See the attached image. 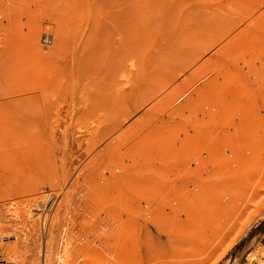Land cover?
Here are the masks:
<instances>
[{"label":"rangeland","instance_id":"rangeland-1","mask_svg":"<svg viewBox=\"0 0 264 264\" xmlns=\"http://www.w3.org/2000/svg\"><path fill=\"white\" fill-rule=\"evenodd\" d=\"M250 10L252 13L244 16V13H248ZM261 13H264V3L261 0H0V219L10 217L11 214L8 217H6V214L12 211L20 212L19 214L21 215L24 212L30 213L31 218L35 220V228L38 232V239L35 242V261L38 262L36 264H40L41 257L44 254L47 257L48 248L52 264H88L89 262L91 264L95 262V264H116V262L117 264H122L123 262L121 261H124L125 264L128 263L126 262L128 257H124L125 259H121V261L119 260V263L111 253L108 254V250H111L113 247L108 249L107 247H110V245L107 246L106 242L103 243L102 239L105 236L108 237V239L105 237L108 241L115 240L114 242H117V239H123V241H126L124 242L125 244L130 243L129 245L133 248H135L133 243L135 244L137 241L139 246L136 245L139 247L140 253L137 252L136 254L141 256L137 257L135 254V258L132 255V257L128 258V261H130V258L137 259L135 261L139 259V261L138 263L131 262L129 264L264 263V137H261L264 136L261 134L264 133V130H261L262 132L259 133L260 131L258 132L255 129L261 137L256 140L255 144L254 140L249 138L253 134V131L249 128L240 129L235 121L236 119L234 120L236 117H232V114L235 115V112H238L236 110H238L237 108H239L238 105L240 106L241 100L244 99L243 97H245L244 100L246 101V105H248L249 102L251 104V101L254 99L253 96L256 93L264 92V57L262 59L260 57V52L264 51V48L259 51L253 46L255 50L251 49L252 47L240 50L233 44L232 46L235 47L233 49L223 48L237 35L246 37L252 31H254L253 34L255 32L258 34L264 32V30H260L257 26L252 31L248 30L251 27H248V25L256 17H259ZM261 24L264 25V20L261 21ZM231 26L235 28L230 29L231 31L229 30L228 34H220L225 28L229 29ZM44 35L45 38H47L46 35L50 36L51 41L49 44L43 43L42 39ZM252 36L253 38L250 36V39L254 41L255 36ZM210 42L212 44L209 47ZM206 47L208 48L206 49ZM250 50H253L255 54ZM257 52L258 54L260 53V59L257 57ZM199 53H203L202 56L185 71L180 72V69L184 68ZM117 67L123 68H120L118 71V69L116 70ZM220 67L221 69L224 67L227 69L220 70ZM215 69L222 73L219 74L220 76L224 75L226 79L231 80L230 85L228 84L229 81L226 80V82L228 81L226 83L228 86H225V82L223 81V83L221 80L223 76H219L220 79H218V81L222 82V86L227 87L225 89L222 86L220 87L219 84L221 90L222 88L225 89L223 94L228 95L226 96L227 99L231 94V97L235 94L234 97H240L241 99L240 102L238 99L236 100L238 104H235V111V106H233V109L231 108L232 105L229 107L230 104L234 103L225 102L226 97L225 100L223 99V103H228L227 105L231 108V112L233 110L232 113L230 112L231 114L226 110L229 114L227 116L224 114L226 112L223 115L221 114L222 112L218 111L219 109H213L217 108L214 105L215 103H213H217V101H214L218 99L216 97L211 96L214 100L209 101L208 104H206L207 102L196 104L195 101L193 107L190 102L185 104L187 108L184 104L180 105L179 102H176L177 97L191 94L194 85L201 84L203 78L208 77V74L212 73ZM215 75L218 76V73ZM167 77H174L171 84L160 90L151 100L149 98L150 101L148 99L147 102L146 100L144 102L141 101L142 99L144 100L146 93L160 87L161 82L162 84L165 83L163 81ZM232 83L233 85L231 86ZM230 86L231 89H229ZM175 87H178L179 90L168 95V98L175 95V93H183L173 97L170 101L168 99L164 100V105H161L163 106L161 109L169 107L167 109L169 110L167 112H170L169 114H165L166 110H163L164 112L161 110V113L158 110L156 111L155 109L160 107V105L154 107L155 112L152 111L153 109L149 112L148 108L151 105L163 99ZM228 91L229 94L227 93ZM191 98H196V94L194 93ZM246 99H249V102ZM244 100L242 102L245 105ZM220 102H222L221 99ZM219 103L218 107L220 108ZM135 104L138 105L135 107ZM187 105H190L192 109ZM210 105L211 108L209 107ZM224 105L227 107L226 104ZM206 106L209 109L204 111L207 109ZM124 108H127L129 111L127 109H125L127 111H124ZM120 109L122 112L119 111ZM239 110L240 112L242 111L241 109ZM118 111L119 114L116 113ZM123 111L125 112L124 114L127 112V116L123 114ZM146 112L154 113L149 114ZM114 113L116 116L121 117L117 119L116 116L112 115ZM144 114H149L150 116L155 114L157 117L151 118L153 120L159 119L158 115L163 114L161 116L163 118L166 117V120H168L167 117L169 118L168 121L172 119L170 121L172 128L177 126L179 122L182 123L180 127L177 126L180 131L179 129L169 130L170 134L172 133L171 138L169 137L168 130L167 132L164 130L166 134L168 133V136L164 135L169 140H165L166 137H164V140L160 142L158 140L162 139L161 136L160 139L157 137V140L156 137L152 139V136L147 135L149 138L151 137L150 141L154 142L155 139V145L159 147H155L156 152H154V146L152 147L151 143H149L148 146H151L154 153L150 152V155L148 153V155L144 154L145 156L142 155L140 147L138 150V147L135 148V146H139L140 144L142 146L143 143L146 145V142L140 143L143 138L139 136L141 135L140 133L142 135L148 133L146 130L139 131L140 127L144 126L142 122L145 123V120L140 121V119H143V117L148 118ZM44 115L46 118H44ZM163 118L160 121L158 120L159 122L151 121L154 125H158V123L160 124L164 120ZM105 119L107 120L105 121ZM138 119L140 122L138 121L139 123L137 124ZM113 120H116V124ZM118 120L121 121L120 124L122 125L118 123ZM168 121H166V124L163 123L164 121L161 124L163 126L164 124L167 125L170 123ZM147 122L149 123V121ZM152 122L151 125L147 123L149 126H145L142 129L148 127L149 130L153 126ZM174 123L175 126H173ZM49 125L51 127L54 126L52 129L56 127L55 125H58V127L53 132ZM162 125L159 127L160 130L155 126L152 128L155 127L159 130L157 132H160L164 128ZM114 126H116V129ZM183 126L186 128L183 129ZM108 127H110L111 131ZM132 127L136 128L140 133L136 132ZM152 128L151 131L153 130ZM58 130L59 132H56ZM115 130L116 133H113L112 131L115 132ZM133 130L136 132L135 137L138 133L137 136L140 138V141L134 147L133 143L136 144V142L132 140L134 136ZM155 130L153 131L154 133ZM48 132H53L54 137L60 134V137H55V139H58V148L53 146L56 140H53V144L51 140L54 137ZM128 132H132L133 136H130L131 133L129 134ZM177 132L178 134L180 133L179 136L182 132V136L179 137L177 134L176 137L175 134ZM72 133L76 135L73 136ZM82 133L91 139L93 135V138L96 139V144L94 139V141L92 140L94 144H91V140L89 138L87 140V137ZM122 133L126 134V136L124 135L125 137L130 136L129 139L123 138ZM196 133L203 134L198 137ZM47 134L52 138L46 136ZM89 134H92L91 137ZM99 134L100 136L103 134L104 137H100ZM160 134L162 133L160 132ZM116 136L119 137L118 140L122 137L121 140L117 142L118 137ZM147 136H144L146 137L145 141L148 139ZM36 137H39V139ZM75 137L77 139L78 137L80 139L86 137L87 142L85 139L81 140L79 146V142L77 141V145ZM102 137L103 139L99 141ZM114 138H116L115 144L117 147L112 144L115 142L112 140ZM174 138L175 140H173ZM73 139L75 142L72 141ZM122 139H125V141ZM127 139L132 140L133 143L130 141L127 143ZM137 139L134 140L137 141ZM103 140H105L106 144L102 143ZM110 140H112V143ZM171 140L176 143L172 144ZM195 140L198 142L199 140H201L200 142L203 140L202 143L196 141V145L198 146V150H195L197 151V156L203 154L201 156L205 157V154L199 148H208V146L213 145L214 150L216 148L219 149L220 156H222L223 152V155H225L224 159L228 158L227 163L223 158L220 160L221 162L214 161V159L213 162L212 160L208 162L203 159H197V157L195 158L196 153H190L189 149L191 148L188 149L192 145L194 147L195 143L192 142H195ZM224 140L228 141L227 144ZM107 141L110 146L107 145ZM123 142L128 145H124ZM159 142L160 145L158 144ZM184 142L186 145H189L188 142L192 143L191 146H184V149L186 147L187 151L189 150L188 154H186V150L184 151L182 147V143L184 144ZM97 143L102 144L98 146ZM118 143L123 144L124 147L118 146ZM130 143H132V146ZM87 144L89 145L87 146ZM111 144L114 148L113 152L117 151L115 153L116 156L112 152ZM91 145H95L96 151H101L102 153L98 152L102 156L105 157L103 152L104 154L107 152V158L113 156L116 159L115 162L123 157L124 159L121 158L120 160L123 159L122 161L126 160L129 162H120L128 163L130 165H128L129 170L127 167H124L125 165L122 168V165L119 166L120 163H118L119 165L116 164L114 159L112 163L110 162L111 165L108 164L109 162L106 163L108 159L106 157V160L103 157L100 159L101 155L94 148L92 149L93 146ZM105 146L108 147V150H106L107 147ZM127 146L140 151L142 157L139 154L140 158L137 159H142L141 161L144 159L143 163L138 160L137 163L140 164L134 162L133 167H135V171H132L133 168L130 164V161L134 160L131 159L133 157L129 154L131 152L127 153L128 150L133 152L134 150L132 148L131 150ZM224 146L228 148H226V152ZM1 147L8 150L7 153L9 155L2 153L1 150L3 149ZM89 147H91L90 150H93H91L92 154L88 151L90 157L86 152L89 150ZM109 147H111V152L108 154ZM118 147H123L126 151H124L125 149L121 151ZM144 147L146 151L147 149L148 151L151 150V148ZM100 148L103 149L100 150ZM59 149L65 151L67 154L65 158L64 155L62 157L65 162L60 157L65 152L62 153ZM145 149L143 150L144 152H146ZM23 150L24 152H22ZM26 150L27 152H25ZM52 150L55 154H53ZM120 151L122 152L121 155L125 152L127 156L129 154L130 160L125 159V154L121 156ZM85 152L87 157H83ZM44 153L46 154L44 155ZM81 153H84L82 154L83 159H85L84 161L81 158ZM78 154L80 155V159ZM134 154L137 155V152ZM94 156L99 157L98 159L103 162L102 164L99 161L101 168L97 165V158L95 159L96 162L94 161ZM50 158H53V161ZM70 159L74 160V162L76 159L78 163H75V165L79 166L76 167L72 160L69 161ZM103 159L104 161H102ZM86 160L89 162V167L92 168L94 163L97 166L94 165L93 170L88 168L84 164L87 163ZM222 161L224 162L222 163ZM109 166L113 167H110V169L116 168L112 173L115 172L116 174L118 172L116 174L117 177L122 172L125 175H122V173V176L120 175L118 178H115V175L108 169ZM182 168L183 172H177V169L182 171ZM187 168L189 169L186 170ZM120 169H123V171ZM95 170H98L97 173L94 172ZM106 170H109V173ZM84 171L87 172V178L84 176L86 175ZM89 173H91L92 177ZM106 174L107 176L108 174H112L114 180H117L116 184H114L115 181L112 183L114 186H117V184L123 185V187L119 185V188H123L122 191L121 189H117L118 186L116 188L109 185L115 188H111V196L113 198H115L114 194L116 195L119 190L121 191H119L120 196V194H125V191L127 193L131 192V190L133 191L134 187L137 189L138 196L141 194L140 192H143V195H140L141 197L143 196L142 198L136 197L135 190L127 194L130 198L127 197L131 199V201H128L132 203L129 204L131 207H135V203L137 202L134 203V201H137L135 200L137 198L139 199L137 203L139 207L132 208L136 212L138 208L139 210H143H140V213L145 212L146 214L144 213V215L146 217L149 214L148 212L154 209L155 205V207L159 206L158 209L160 210L161 204H157L161 203V201H166L165 207H163L164 203L161 205L164 208V222L161 225L164 224L165 232L162 233L160 231V233L157 230V224V227L154 226L155 224L149 226L150 233L155 234L156 231L160 233L156 234L159 238L154 237V234V236L152 235L153 237L149 235V229L147 230L149 233L147 235L152 239L144 235L146 231L143 234L144 227H142L143 230L141 228L142 223H144L143 213L140 215L138 210L139 216H137L138 214L135 213V215L132 210L133 213L131 214V212H128V207V210L126 209L127 213L124 216L129 213L128 216L133 217L135 215V218H138L137 222L135 218H133L135 220H131L130 217L135 229L132 226L129 228L127 225L130 230L132 227L131 231L135 230L134 235H131V231H127V234L132 237L131 239H127V237L129 238L128 235L126 236L125 234V237L122 233L121 237L118 235L119 232L112 231L114 225L117 228L119 221L117 220L118 222H116L114 218V221L110 220V214L115 215L116 211L119 210L124 213L125 208L123 206L128 205V202L125 199V204H123L126 194L122 195L124 198L121 197L123 198L121 200L119 196L117 197V193L116 197L122 203L120 205V202L115 200L117 203L113 206L111 205L112 198L110 197V192L108 193V191L104 190L108 194V197L103 198V189L101 190V187L95 189L94 186L97 187V185L104 188L103 183ZM75 176L82 178H76V181L81 182V184L77 183L80 186L73 184ZM251 182H254V184ZM127 184H131L130 187L129 185L127 187ZM109 186H105L106 190H108L107 187L110 189ZM97 189L100 193H97ZM243 189L247 190L246 194H244L245 196H243ZM153 190L163 191L166 194L164 196L166 198L163 200V193L159 195L160 192H158V196H162L159 200ZM152 192L156 195L153 197H156L157 201H154L155 199L151 200L153 198H150ZM51 193L55 194L56 200L50 212L45 215L47 224L42 231V205L40 204V200L45 203ZM97 194H99V198L102 196L101 199L105 200L106 198V201L110 197L111 201H108V203L111 202V204L105 206V204L97 201L99 205H97L98 207L96 206L97 208H94V204L96 203L93 201L91 203L90 199L93 198L90 197L95 195L92 197L98 198ZM107 194L105 195L107 196ZM252 196L254 201L248 200ZM238 197H241L240 200H248V204L250 205L247 204L246 213L240 219L234 217L232 220L224 223L223 221L230 211V213L236 212V208H233V203ZM20 201L24 203H20ZM86 201L90 205H86ZM94 201L96 200L94 199ZM249 201L253 202L249 203ZM153 202H155L154 205H152ZM28 203L31 209L35 210H32L34 213H31L29 206V208L26 207L30 210L27 211L25 207L23 210L26 211H22V205ZM36 204H39V206ZM91 204L93 205L91 206ZM139 204L143 206V209ZM13 206L18 207L19 210L18 208L15 210L13 208L10 209ZM88 206L93 209L87 208ZM110 207L112 208L110 209ZM113 207H116V209L119 207V210H115ZM86 209H90L91 213H89L90 210L86 212ZM111 210H113L112 213L110 212ZM154 211H152L151 215L149 214L151 217L156 213ZM88 213L90 216H87ZM160 213L161 211L158 214ZM153 221V223L157 222L155 219ZM111 223L112 225L110 226ZM121 227H124V225L122 224ZM214 227L220 229L219 233L215 237H212L211 241L205 243V239H202L203 235H207L206 232ZM109 229L116 233L117 237L113 236L112 234L114 233H110ZM119 229L118 231H120ZM224 237L226 238L222 240ZM133 238H135V242L132 241ZM128 240L132 243L128 242ZM110 242L112 243V241ZM142 242L145 245H142ZM146 242L149 246H146ZM5 245V243L3 244L0 241L4 257L12 261L11 258L7 257ZM113 246H115V243ZM136 249L137 247L134 251ZM112 259L113 261L115 260L114 263Z\"/></svg>","mask_w":264,"mask_h":264},{"label":"bare ground","instance_id":"bare-ground-1","mask_svg":"<svg viewBox=\"0 0 264 264\" xmlns=\"http://www.w3.org/2000/svg\"><path fill=\"white\" fill-rule=\"evenodd\" d=\"M261 2L264 3V0H261ZM251 13H252L251 10H250V12L248 11V13L245 12V13H244V14H245L244 16H248V15L251 14ZM244 16H243V17H244ZM243 19H244V18H243ZM243 19H242V20H243ZM261 19L264 20V13H261V15H260L259 17H256V19H255L254 21H252V23H251L250 25H248V27L251 26L250 29H248V30H251V31H252V29H255L256 26H257L260 30H264V27H261V26H264V25L261 24V21H262ZM259 25H260V26H259ZM233 27H234V26H231V28L229 27V29H226V28H225V30H226L227 32H226L225 30H223V31L220 32V34H221V33H222V34H223V33H224V34H228L232 29L235 28V27H234V28H233ZM230 29H231V30H230ZM259 29H258V30H259ZM229 30H230V31H229ZM253 32H254V31H252V33H251L252 35L255 36V35L257 34V35L254 37L255 40H256V41L254 40L255 43L257 42V40H259V41L257 42V44L253 43L254 41H252V40L250 39L251 37L253 38V36L249 33L246 37H243L242 35H240V36L237 35V36H236L234 39H232L229 43H227L225 46H223V48H224V47H227V48L233 49V48H235L234 46H232V44H233V45L237 46L240 50H242V49H244V48H247V47H248L249 49H250L251 47H252L251 49H254V48L256 47L257 50L260 51L262 48H264V34H262V33H264V32H262L261 34H258L257 32H255V33L253 34ZM258 32H259V31H258ZM250 36H251V37H250ZM248 37H249V38H248ZM256 38H257V39H256ZM247 39H248V40H247ZM215 40H217V39L215 38ZM215 40H214V41H215ZM212 42H213V41H212ZM212 42L209 43V45H208L209 47L211 46L210 44H212ZM215 42H216V41H215ZM253 46H254V48H253ZM207 48H208V47H206V49H207ZM223 48H222V49H223ZM254 50H255V49H254ZM257 50H256V51H257ZM250 51L252 52L253 50H250ZM262 52H264V51H261V52H260L261 54L259 53L261 59H262V57H264V54H262ZM249 53H250V52H249ZM202 54H203V53H199V54H197V55H196L193 59H191L186 65L184 64L185 66L183 65L184 68L182 67V68L180 69V72L185 71L190 65H192L195 61H197V59H198L200 56H202ZM253 54H255L254 51H253ZM256 54H257V57H259L258 52H257ZM253 56H254V55H253ZM253 56H252V57H253ZM260 57H259V59H260ZM120 68H123V67H117L116 70L118 69V71H119ZM224 68H225V69H224ZM224 68L221 69V67H220V70H226V69H227L226 67H224ZM218 69H219V68H218ZM214 71L217 72L218 70L215 69V70L212 71V73H209V74H211V75L208 74V77L203 78L204 82H203V80H202V81H201V82H202L201 84H195V85H194V88H193V92H192L191 94H186V95H183V96L177 97L176 102H177V103L179 102L180 105H183V104H184L185 107H186L185 104H188V103L191 102L190 104H192L191 106L193 107V106L195 105V101H196V104H197V103H198V104H199V103L204 104V102H207L206 104H208L209 101L211 102V101L214 100L213 98H211V96H212V97H216V99L218 98L217 100H214V101H217V103H216V102H213V103H215L214 105H216L217 108H213V109H219L218 111H219V112H222L221 114H223L224 112H226V113H224V114H225L226 116L229 115L228 113L231 112V108L233 109V106H235L236 103L238 104V101L240 102L241 99H240L239 96H237V97H239V98L234 97V95H235L234 93H233V94H234L233 97L236 98V99H234L233 97H231L232 94H231V95L229 96V98L227 99L226 96H228V95H224V94H223V93H224V90H225L227 87L225 88L224 86H222V85H223L222 82L224 81L225 84H226V83L229 81V79H226V77H225L224 75H222L223 77L220 76L219 74H222V73H220V71L217 72V73H218V76L215 75V74H217V73L214 72ZM227 71H228V70H227ZM213 72H214V75H213ZM219 76L222 77V79H221L222 82H221L220 80L218 81V79H220ZM218 77H219V78H218ZM224 78H225V80H224ZM205 79H206V80H205ZM173 80H174V77H172V78L167 77V78L165 79V81H163V82H165V83L162 84V82H161V83H160V87H158L157 89L155 88L154 90L152 89L151 91H149L148 93H146V94H145L146 96L144 97V100L142 99L141 101L144 102V101L146 100V102H147V99L149 100V98H150V100H151L152 98H154V97L157 95V93L160 92V90H162L163 88H165L167 85L171 84ZM226 80H228V81L226 82ZM219 82H220V83H219ZM224 82H223V83H224ZM230 82H231V80L228 82L229 85H230ZM219 84H220V87L222 86V87H224L225 89L222 88V90H221V88L219 87ZM228 84H226L225 86H228ZM232 85H233V83L231 84V86H232ZM231 86H230L229 89H231ZM218 88H220V89L218 90ZM177 90H179V88H178V87H175L170 93H168L166 96H164L163 99H160V100H158L154 105H151L150 108H148L149 112H150L152 109H153L152 111L155 112V110H156V111L158 110V112L160 111V113H161V110H162V111H163V110H166V113H165V114H169L170 112H169V113L167 112V111H169V110H167L169 107H167V109H166V108H165V109H161V107H163V106H161V105H164V103H163L164 100H167V99H168V100L170 101L173 97H175V96H179V95H181V94L183 93V92L175 93V95H172L170 98H168V97H169L168 95H170L171 93H174V92L177 91ZM220 91H221V92H220ZM229 91H230V90H229ZM229 91L227 92L228 94H229ZM194 93L196 94V98H193V99H192L191 96H192ZM230 93H231V92H230ZM218 94H219V95H218ZM221 94H222V95H221ZM238 94H239V93H238ZM216 95H218L220 98H219L218 96H216ZM220 95H221V96H220ZM236 95H237V92H236ZM239 95H240V94H239ZM240 96H241V95H240ZM223 97H224V98H223ZM225 97H226V101H225V102L234 103V104H230L229 107H231V105H232L231 108L228 107V105H227L228 103H223V99L225 100ZM241 97H243V96H241ZM243 98L245 99V97H243ZM253 98H254V99L251 101V104H250V102L248 101L249 99H248V100L246 99L247 102H249L248 105H246V101H245L244 99H242V100L245 101V105L243 104L244 102H242V100H241V103H239L240 106L238 105L239 108H237L238 110H236V111H238V112H237L238 114L235 112V115L232 114V117H233V118L236 117V118H234V120L236 119L235 121H236V123H237V125L239 126L240 129H246V128H249V129H251V131H253V134H251L249 138H250V139H253L254 142H255V144H256V142H257L256 140H258V139L261 138V137H264V136H261V137H260V135H259V133L262 132L261 130H264V129H262V128H264V92H258V93H256V95H254ZM210 99H212V100H210ZM220 99H221L222 102H220ZM237 99H238V101L236 102ZM251 99H252V97H251ZM150 100H149V101H150ZM141 101L139 102L140 105H141ZM149 101H148V102H149ZM202 101H203V102H202ZM146 102H145V103H146ZM219 102H220V103H219ZM145 103H144V104H145ZM218 103H219L220 108L218 107ZM222 103H223V104H222ZM202 104H201V105H202ZM220 104H221V105H220ZM224 104H226L227 107H225ZM241 104L244 105V106H242ZM137 105H138V104H135V107H136ZM158 105H160V107H157ZM211 105H212V103H211ZM211 105L209 106L210 108H211ZM222 105H224V106H222ZM155 106L157 107L156 109L154 108ZM187 106L191 107L190 105H187ZM207 106H208V105H207ZM207 106H206V107H207ZM182 107H183V106H182ZM189 107H188V108H189ZM192 107H191L190 109H192ZM223 107H224V109H223ZM158 108H159V109H158ZM183 108H184V107H183ZM186 108H187V107H186ZM235 108H236V106L234 107V111H235ZM243 108H245V109L243 110ZM125 109H127V108H124V111H127V110H128V109H127V110H125ZM154 109H155V110H154ZM205 109H206V108H205ZM208 109H209V108L207 107V109L204 110V111H207ZM220 109H221V110H220ZM239 109H241V110L244 111V112H242V111L240 112ZM130 110H131V109H130ZM148 110H147V111H148ZM226 110H228L229 112L227 113ZM119 111L122 112L121 109H120ZM119 111L116 112V113L119 114ZM124 111H123V114L125 113ZM128 111H129V110H128ZM134 111H135V110H134ZM131 112H132V111H131ZM149 112H146V113H149ZM154 112H152V113H154ZM163 112H164V111H163ZM232 112H233V110H232ZM232 112H231V113H232ZM152 113H149V114H152ZM231 113H230V114H231ZM239 113L241 114V116H240ZM123 114H122V117H123ZM130 114H132V113H130ZM130 114H129V115H130ZM149 114H144V115H146V117H148V118H144V117H143V119H140V121H144V120H145V123L142 122V123L144 124V126H142V128L145 127V126H149V125H151V122H152L151 120H153L154 118L157 117V116H156V115H157L156 113H155L156 115L153 114L152 116H150ZM224 114H223V115H224ZM112 115H113L114 117L116 116L115 113L112 114ZM120 115H121V113H120ZM124 115L127 116V112H126V114H124ZM129 115H128V116H129ZM144 115H143V116H144ZM147 115H148V116H147ZM154 115H155V116H154ZM161 115H163V114L158 115V118H159V119H155V120H153V122H155V121L159 122L160 119L163 118ZM153 116H154V117H153ZM159 116H160L161 118H160ZM170 116H171V114H170ZM238 116L241 117V118H239ZM110 117H111V116H110ZM116 117H117V119H118V117H121V116H116ZM149 117H150V118H149ZM229 117H230V116H229ZM44 118H46L45 115H44ZM106 118L109 119L108 117H106ZM125 118H126V117H125ZM127 118H128V117H127ZM151 118H153V119H151ZM238 118H239V119H238ZM107 119H105V121H106ZM163 119H164V120H163L164 122L161 121V123L163 122V123H165V124H166V121L169 120L168 117H167L168 120H166V117L163 118ZM119 120H120V118H119ZM119 120H118V123L120 124L121 121H119ZM158 120H159V121H158ZM171 120H172V119H171ZM171 120H170V121H171ZM46 121H47V119L45 120V123H46ZM109 121H110V119H109ZM113 121H114V123H115L116 120H113ZM113 121H112V122H113ZM138 121H139V119L137 120V124L140 122V121H139V122H138ZM147 121H149V123H148ZM150 121H151V122H150ZM170 121H168V122H170ZM112 122H110V123H112ZM135 122H136V121H135ZM135 122H134V123H135ZM153 122H152V124H153ZM173 122H174V121H173ZM178 122H179V121H178ZM105 123H106V122H105ZM107 123H108V122H107ZM147 123H148L149 125H148ZM161 123H160V124L158 123V125H154V124H153V126H155V127H157V128L159 129V127H161L160 125L163 124V123H162V124H161ZM175 123H177V121H175ZM175 123L173 124V126H175ZM115 124H116V123H115ZM143 124H140V125H143ZM146 124H147V125H146ZM165 124H164V126L162 125V127L167 128V129H164V128H163V131H160L162 134H160V132H157V131H159L160 129L158 130V129H156L155 127L152 128L153 126L151 127V128L153 129L152 131H151V128L149 129L150 132H149V130H148V127H146V129H142V128L139 126V127H140L139 131H140V130H142V131H143V130L148 131L149 134L146 133V134H144V135H142V133H140L141 131L139 132L138 130H136V128H133V127H132V129H134V130H136V132L140 133L141 135H139V136H141V137L143 138V139L140 141V138L137 136L138 133L136 134V137H135V133H136V132H134V130H133V134H134V136L132 135V132H130L131 134L128 132V133L130 134V136H131V135L133 136V139H132V140H133L134 142H136V144H134V143L132 142V140H128L130 136H129V137H125V136H126L125 133H124V134L122 133L123 136L125 135L123 138H125V139L128 138V139L126 140L127 143H128L129 141L132 142V143H133V147H134L135 145H137V142H138V141H140V143L146 142V145H144V143H143L142 146H140V145H141V144H140L139 146H138V145L135 146V148L138 147V148H137V150H138L139 147H140V148H141L140 150H142L141 152L143 153L142 155L147 154V153L150 155V154L153 152V149L151 148V146H152V147L154 146V147H153V148H154V152H156L155 147H159V146H158V145H155V139H154V142H152V141L149 140L151 137L149 138L148 136H152V139H153V137H154V138H155V137H156V138L159 137V139H160V136H161L162 139L158 140V138H157V140L161 142L162 140H164V137H166L165 140L168 139V137H167V136H168V133L166 134L167 130H168V132H169V134H170V131H171L172 129H179L180 124H182V123L179 122L178 125L176 124L177 126H179L178 128H177V126H175L176 128H175V127L172 128V124H171V122L169 123L171 126H170L169 124H167V125H168V127H167V125H165ZM45 125H47V124H45ZM53 125H54V124H53ZM105 125H106V124H105ZM120 125H122V124H120ZM120 125H119V126H120ZM49 126H50V125H49ZM55 126H56V127H55L54 129H52L54 126H52V127L50 126V128L53 130V132H55L54 130H56V128L58 127V125H55ZM109 126H110V125H109ZM119 126H118V127H119ZM131 126H132V125H131ZM165 126H166V127H165ZM97 127H98V126H97ZM110 127H111V126H110ZM110 127H108V128H109V130L111 131ZM115 127H116V126H114V128H115ZM134 127H136V126H134ZM181 127H182V126H181ZM261 127H262V128H261ZM44 128H45V127H44ZM114 128H112V130H114ZM119 128H120V127H119ZM169 128H170V129H169ZM184 128H186V127L183 126V129H184ZM259 128H261V129L259 130ZM51 129H50V130H51ZM99 129H100V128H99ZM104 129H105V128H104ZM104 129H103V130H104ZM106 129H107V128H106ZM115 129H116V128H115ZM155 129H156V130H155ZM161 129H162V128H161ZM181 129H182V128H181ZM188 129H189V128H188ZM188 129H187V130H188ZM255 129H257L258 132H259V131H260V132H259V133L256 132ZM101 130H102V129H101ZM128 130H129V128H128ZM154 130H155V133H157L156 135H158V134H160V135L156 136L155 133L153 132ZM164 130H166V132H165ZM169 130H170V131H169ZM176 131H178V130H176ZM176 131H175V132H176ZM179 131H180V129H179ZM53 132H52V133H51V132H48V133H51V136L53 135L52 137H54V133H53ZM56 132H59V130L56 131ZM71 132H73V131H71ZM71 132H70V133H71ZM91 132H92V131H91ZM91 132H90V133H91ZM112 132H113V133H116V130H115V132H114V131H112ZM124 132H125V131H124ZM126 132H127V130H126ZM152 132H153V134H152ZM164 132H165V133H164ZM42 133H43V132H42ZM75 133H76V132H75ZM75 133H74V134L72 133V135L75 136V135H76ZM189 133H190V132H189ZM43 134H44V133H43ZM45 134H46V133H45ZM62 134H63V133H62ZM62 134H61V135H62ZM77 134H78V133H77ZM79 134H80V133H79ZM82 134H83V133H82ZM82 134H81V136H82ZM92 134H93V132H92ZM92 134H91V135H92ZM120 134H121V133H120ZM129 134H128V135H129ZM164 134L167 135V136H165ZM171 134H172V133H171ZM171 134L169 135L170 138H171V136H172ZM177 134H178V132L175 134L176 137H177ZM179 134H180V133H179ZM179 134H178V136H179ZM196 134H197V133H196ZM201 134H203V133H199V134H197V136L200 137ZM248 134H249V133H248ZM248 134H247V135H248ZM261 134L264 135V133H261ZM57 135H58V133H57ZM69 135H71V134H69ZM83 135H84V134H83ZM89 135H90V134H89ZM91 135H90V137H91ZM109 135H111V133H109ZM115 135H116V134H115ZM147 135H148V136H147ZM173 135H174V130H173ZM46 136H48V134H47ZM51 136H48V137L52 138ZM64 136H65V135H64ZM73 136H70V137L74 138ZM77 136H79V135H77ZM84 136H86V134H85ZM84 136H83V137H84ZM99 136H100V134H99ZM101 136H103V134H101ZM101 136H100V137H101ZM111 136H112V135H111ZM118 136H122V135H118ZM118 136H116V137H118ZM144 136H147V138H148L147 141H149L148 143H147V141H145V140H146V137H144ZM180 136H182V132H181V135H180ZM180 136H179V137H180ZM183 136H185V135L183 134ZM48 137H47V138H48ZM55 137H60V134H59V136H56V135H55ZM55 137H54V139L52 138V140H51V139H50V140L52 141V143H53V140H54V141L56 140L55 142L57 143V145H56V143H55V145H53V146L58 148V145H59V143L57 142L58 139H57V138L55 139ZM86 137H87V140H88L89 136H86ZM86 137L83 138V139H82V138L80 139L79 137H78V139H77V137H75V138L77 139V140H76L77 145H78V142H79V146H80V142H81V140H84V139H85V141H86ZM93 137H94V136L92 135V139L89 138V139L91 140V142H92L91 144H94V142H93L94 140H95V144H96V139L93 138ZM95 137H97V136H95ZM103 137H104V136H103ZM103 137H102L101 139L98 138V139H100L99 141H101V140L103 139ZM108 137H109V136H108ZM112 137H113V136H112ZM114 137H115V136H114ZM134 137H135V138H134ZM137 137H138V139H137ZM174 137H175V136H174ZM222 137H223V136H222ZM36 138L39 139V137H36ZM72 138H71V139H72ZM105 138H106V137H105ZM110 138H111V137H110ZM121 138H122V137H121ZM121 138H120V140H121ZM79 139H80V141H79ZM93 139H94V140H93ZM107 139H108V138H107ZM115 139H116V138L112 139L113 141H115L114 143H112V140H110V142L116 146V144H115V143H116V140H115ZM118 139H119V137L117 138V142L120 141V140H118ZM125 139H124V140L122 139V140L125 141ZM134 139H135V140L137 139V141H135ZM199 139H201V138H199ZM92 140H93V141H92ZM143 140H144V141H143ZM168 140H169V139H168ZM173 140H175V138H174ZM226 140H227V139H226ZM36 141H37V140H36ZM72 141L75 142L74 139H73ZM77 141H78V142H77ZM85 141H84V142H85ZM104 141H105V140H103L102 143H103ZM108 141H109V140H108ZM108 141H107V145L110 146V144H108ZM181 141H182V140H181ZM181 141H180V142H181ZM183 141H184V140H183ZM196 141H197V140H195V142H192V143H195V144H194V147H195V148L192 147L193 145H192V143H190V142H188L189 145H186L185 142H184L185 145L182 143V147H183V149H184V146L187 147V146H191V145H192L191 147H188V149L191 148L192 151H191V149H189L190 151H189V150H188V151H189L190 153L192 152L193 154L196 153V154H195L196 156L194 155L195 158L197 157V159H203V160L208 161V162H211V160H212V162H213V159H214V161H215V160H216V161H220V160H222V158H223V159L225 158V157H224L225 155H223V152H222V156H220L221 154H220V152H219V149L216 148V146H215V148H216L217 150H216V149L214 150L213 145L208 146V144H206V145L208 146V148H207V147L204 148L203 146H201V147H203V148H199V149H201L202 152L205 154V157H204V156H203V157L201 156V155H203V154H201V155L199 154L200 156H197V151H195V150H198V146L196 145ZM200 141H201V140H199V142H200ZM205 141H208V140H205ZM224 141H225V140H224ZM260 141H261V140H260ZM38 142H39V141H38ZM44 142H45V141H44ZM44 142H43V143H44ZM82 142H83V141H82ZM86 142H87V141H86ZM110 142H109V143H110ZM156 142H157V141H156ZM160 142L158 143L159 145H160ZM171 142H172V144H174L175 141L173 142V141L171 140ZM177 142H178V141H177ZM197 142H198V141H197ZM199 142H198V143H199ZM202 142H203V140H202ZM202 142H200V143H202ZM225 142H226V144H227L228 141H225ZM225 142H224V143H225ZM40 143H41V142H40ZM102 143H101V144H102ZM121 143H122V141H121ZM132 143H130L131 146H132ZM149 143H151V146H150V147L148 146ZM175 143H176V142H175ZM186 143H187V142H186ZM259 143H260V142H259ZM53 144H54V143H53ZM81 144H82V143H81ZM101 144L97 143L98 146L101 145ZM104 144H106V143L104 142ZM112 144H111V145H112ZM123 144H124V142H123ZM123 144L121 145V144L118 143L117 145H118V146L120 145V147H121V146H123ZM138 144H139V143H138ZM210 144H211V143H210ZM226 144H225V145H226ZM257 144H258V143H257ZM51 145H52V144H51ZM88 145H89V144H87V146H88ZM124 145H128V144H124ZM130 145H129V146H130ZM38 146H39V145H38ZM44 146H45V143H44ZM44 146H43V148H44ZM91 146H93V145H91ZM94 146H95V145H94ZM94 146L92 147V149L94 148L95 151H96V148H95L96 146H95V147H94ZM102 146H103V145H102ZM129 146H127V147L130 148V149L132 148V149L134 150L133 147H129ZM144 146L148 147L149 149L151 148V150L148 151V149H147V151H146V149H145ZM219 146H220V145H219ZM226 146H227V145H226ZM35 147H36V146H35ZM35 147H34V148H35ZM47 147H48V146H47ZM54 147H53V148H54ZM74 147H75V146H74ZM100 147H101V146H100ZM105 147H107V146H105ZM116 147H117V146H116ZM120 147H118V148H120ZM123 147H124V146H123ZM123 147L120 148L121 151L125 149V148L123 149ZM127 147H126V148H127ZM143 147H144V149H145L146 152L143 151V150H144ZM186 147H185L184 151L186 150L185 152H187L186 154H188V151H187ZM209 147H210V148H209ZM217 147H218V146H217ZM220 147H221V146H220ZM1 148H2V147H1ZM40 148H41V147H40ZM90 148H91V147H89V148H88L89 150L86 151L87 154H88V151H89L90 153L93 151L92 149H91V150H92V151H91ZM103 148H104V147H103ZM103 148H100V150H102ZM109 148H110V149H109L108 154L111 152V147H109ZM224 148H225V152H226V148H227V147L224 146ZM2 149L4 150V151L1 150L2 153H7L8 150H5L4 147H3ZM48 149H49V148H48ZM54 149L56 150V148H54ZM54 149H53V150H54ZM70 149H71V148H70ZM113 149H114V148H113V145H112V152L114 151ZM116 149H117V148H116ZM116 149H115V150H116ZM132 149H131V150H132ZM156 149H157V148H156ZM227 149H228V148H227ZM34 150H36V149H34ZM40 150H41V149H40ZM42 150H46V149H42ZM53 150H52V152H53ZM59 150L61 151V149H59ZM59 150H57V152H59ZM72 150H73V149H72ZM106 150H108V147H107ZM137 150L135 149L134 152L128 150V152H127V153H129V152L132 153V152H133V154H134L135 152H137V155H136V154L133 155V154L129 153V154L133 157V158H131V159H134V160H135V161H134V160H131V161H130V164H131V166H132V168H133L132 171H135V170H134L135 167H133L134 162L137 163L138 160H139V159H137V158H140V156H141L140 151H137ZM220 150H221V149H220ZM98 151H99V150H98ZM98 151H96V152H97V153L101 152V151H99V152H98ZM103 151H104V150H103ZM118 151H119V150H118ZM121 151H120V155H121V153H122ZM124 151H126V149H125ZM221 151H222V150H221ZM223 151H224V150H223ZM22 152H24V150H23ZM25 152H27V150H26ZM50 152H51V151H50ZM57 152H56V153H57ZM61 152L63 153V152H65V151L62 150ZM86 152H85V154H84V153H81V154H80L82 159H83L84 156L87 157ZM116 152H117V151H115V153H116ZM150 152H151V153H150ZM154 152H153V153H154ZM200 152H201V151H200ZM34 153H35V152H34ZM90 153L88 154V156L90 155ZM97 153H96V154H97ZM101 153H102V152H101ZM101 153H99V154L101 155ZM115 153L113 152L114 156H116ZM118 153H119V152H118ZM127 153H126V152L124 153V154H125V159L130 160V159H129L130 156H129V154H128V156H127ZM190 153H189V155H191ZM231 153H232V152H231ZM7 154H8V153H7ZM38 154H39V153H38ZM45 154H46V153H44V155H45ZM51 154H52V153H51ZM53 154H55V152H53ZM53 154H52V155H53ZM82 154H84L83 157H82ZM91 154H92V153H91ZM94 154H95V152H94ZM106 154H107V152H106ZM106 154H104V152H103V155H105V157L107 156ZM113 154H112V155H113ZM124 154H122V155H124ZM139 154H140V156H139ZM148 154H147V155H148ZM193 154H192V155H193ZM5 155H6V154H5ZM8 155H9V154H8ZM23 155H24V153H23ZM44 155H43V156H44ZM52 155H50V156H52ZM63 155H64V158H65V156L67 155L66 152H65V154H62V155L60 156L61 159H62ZM78 155H79V154H78ZM80 155H79V159H80ZM117 155H119V154H117ZM122 155H121V156H122ZM228 155H229V154H228ZM3 156H4V155H3ZM6 156H7V155H6ZM24 156H26V155H24ZM46 156H47V155H46ZM50 156H49V157H50ZM53 156H55V155H53ZM53 156H52V157H53ZM92 156H93V155H92ZM97 156H99V155L97 154ZM97 156H96V157L94 156V157H95V158H94V161H95V159L97 158ZM108 156H110V155H108ZM135 156H136V158H135ZM144 156H145V155H144ZM27 157H28V155H27ZM27 157H26V158H27ZM77 157H78V156H77ZM86 157H85V158H86ZM89 157H90V156H89ZM99 157H100V156H99ZM99 157H98V158H99ZM102 157L105 159V157L102 156V155H101V158H100V159H102ZM126 157H127V158H126ZM141 157H142V156H141ZM192 157H193V156H192ZM216 157L218 158V160H217ZM230 157H231V155H230ZM55 158H56V157H55ZM58 158H59V157H58ZM91 158H93V157H91ZM98 158H97V160H96V161L98 162L97 165H99V161H100ZM106 158H107V157H106ZM116 158H117V157H116ZM118 158H119V156H118ZM118 158H117V159H118ZM121 158H123V157H121ZM121 158H120V159H121ZM215 158H216V159H215ZM231 158H232V157H231ZM44 159H45V158H44ZM50 159H52V161H53V158H50ZM50 159H49V160H50ZM67 159H68V158H67ZM89 159H90V158H89ZM104 159H103L102 161H104ZM107 159H108V161H107L106 163L109 162L108 164H110V162L112 163L113 159H114V162L116 161V159L113 158V156H112L111 158L108 157ZM120 159L117 160V162H115V163H116V164L120 163V165L118 164L119 166L122 165V166H121L122 168L127 167V169L129 170V167H128L129 164L126 163V164H127V166H126L125 163H122V162H125L126 160H125V161H122L124 158H123L122 160H120ZM136 159H137V161H136ZM229 159H230V158H229ZM62 160H63V162H65L64 159H62ZM71 160H72V159H70L69 161H71ZM77 160H78V158H77ZM77 160L75 159V162H74V160H72L73 163H74V165H75V163H76V164L78 163L79 160H78V161H77ZM84 160H85V159H83V161H84ZM90 160H91V159H90ZM105 160H106V159H105ZM110 160H111V161H110ZM141 160H142V159H141ZM141 160H139V161H140L141 163H143L144 159H143V161H141ZM227 160H228V158H227V159H224V161H226V163H227ZM20 161H21V160H20ZM54 161H55V160H54ZM69 161H68V162H69ZM86 161H87V160H86ZM91 161L94 162L93 160H91ZM91 161H90V162H91ZM96 161H95V162H96ZM120 161H122V162H120ZM224 161H222V163H223ZM63 162H60V163H63ZM92 162H91V163H92ZM100 162H101V161H100ZM126 162H129V161H126ZM220 162H221V161H220ZM69 163L72 164L71 162H69ZM69 163H68V164H69ZM81 163H82V161H81ZM88 163H89V162L87 161V163H84V164H85L86 166H88ZM101 163L103 164V162H101ZM101 163H100L99 167L101 166ZM104 163H105V162H104ZM106 163H105V165H106ZM121 163H122V164H121ZM136 163H135V164H136ZM64 164H65V163H64ZM64 164H63V166L67 165V164H65V165H64ZM79 164H80V162H79ZM137 164H140V163H137ZM72 165H73V164H72ZM72 165H71V166H72ZM94 165H95V163H94ZM94 165H93V166H94ZM97 165H95V166H97ZM110 165H111V164H110ZM113 165H114V164H113ZM124 165H125V166H124ZM141 165H142V164H141ZM67 166H68V165H67ZM75 166H76V165H75ZM77 166H79V165H77ZM77 166H76V167H77ZM81 166H82V165H81ZM93 166H92V168H93ZM106 166H107V165H106ZM114 166H115V165H114ZM116 166H117V165H116ZM123 166H124V167H123ZM129 166H130V165H129ZM65 167H66V166H65ZM69 167H70V166H69ZM73 167H74V166H73ZM84 167H85V166H84ZM110 167H112V166H109L108 169H110ZM117 167H118V166H117ZM121 167H120V168H121ZM184 167H185V166H184ZM62 168H63V167H62ZM85 168H86V170H88V168L92 169V168L89 167V166H88V168H87V167H85ZM100 168H101V167H100ZM100 168H99V169H100ZM106 168H107V167H106ZM112 168H113V167H112ZM112 168L110 169V170H111V171H110L111 173H112V171H114V170L116 169V168H114V169H112ZM132 168H130V169H132ZM185 168H186V167H185ZM185 168H184V169H185ZM189 168H190V167H189ZM189 168H187L186 170H188ZM64 169H65V168H64ZM67 169H68V168H67ZM82 169H84V168H82ZM82 169H81V170H82ZM117 169H118V168H117ZM127 169H125V170L128 171ZM84 170H85V169H84ZM92 170H93V169H92ZM118 170H119V169H118ZM120 170L123 171V169H120ZM175 170H176V169H175ZM97 171H98V170H97ZM97 171L95 170L94 172L97 173ZM106 171H107V173H109V172H108L109 170H106ZM126 171H125V172H126ZM179 171H180V172H179ZM78 172H81V171H78ZM84 172H86V171H84ZM128 172H129V171H128ZM130 172H131V170H130ZM177 172H179V173L183 172V168H182V171H181L180 169H177ZM92 173H93V172H92ZM117 173H118V172H117ZM117 173H116V174H117ZM119 173H120V172H119ZM122 173H123V174H122ZM122 173H121L122 175H125L124 172H122ZM77 174H78V173H77ZM84 174H85V173H84ZM89 174L91 175V173H89ZM112 174L115 175V176L113 175L115 178L117 177V175L115 174V172H113ZM112 174H108V176H107V174H106V177L104 178V183H103L104 188H103L102 186H99V185H97V187L94 186L95 189H96V188L99 189V187H101V188H100L101 190L103 189V190H102V193H104L103 198H104V197H106V198L108 197V194L106 193L107 191H108V193L110 192L109 194H110V197L112 198V201L110 200V199H111L110 197H109V200L106 201V198H105V200H104V199H101L102 196H100V198H99V196H98L99 194H97V197H98V198H96V197L94 198V197H92V196H95V195H92L90 198H93V199H90V200H91V203H93V202L96 203V204H94V208H95L97 205H99L97 201H99V203H103V204H105V206H107L108 204L110 205L111 202H112L111 205L115 206V203L120 202L124 197H125V198H124V200H123V201H124L123 204H125V199H126V202H128L129 200L131 201V199H129L130 197H129L127 194L132 193L134 190L136 191V194H135L136 197L138 196V195H137V189H136V187H134V190H133V191L131 190V192H128V193H127V192L125 191V189H124L126 195L123 193V194L125 195L124 197L122 196L123 194H120V196H119V193H120V192L122 191V189H123V188L121 189V188H119V187H120V186L123 187V185H120V184H119V185H120V186H119V185L117 184L118 188H117V186H114V184H116V181H117V180H116V179L114 180V178L112 177ZM121 174H120V175H121ZM126 174H127V172H126ZM177 174H178V173H177ZM86 175H87V172H86ZM86 175H84V176L87 178L88 175H87V176H86ZM104 175H105V174H104ZM120 175H119V176H120ZM122 175H121V176H122ZM93 176H94V174H93ZM119 176H118V177H119ZM91 177H92V175H91ZM118 177H117V178H118ZM76 178H80V177H79V176H77V177L75 176V180H74V181L76 182V184H75V182H74L73 184H74V185H78L77 183H80V184H81V182L76 181ZM89 178H90V177H89ZM120 178H121V177H120ZM80 179H82V178H80ZM121 180H122V179H121ZM80 181H81V180H80ZM114 181H115V182H114ZM118 181H119V179H118ZM250 181H252V180H250ZM253 181H254V180H253ZM113 182H114V184H112ZM82 183H83V181H82ZM120 183H121V181H120ZM128 183H130V182H128ZM251 183L254 184V182H251ZM80 184H79L78 186H80ZM97 184H98V183H97ZM133 184H134V183H133ZM135 184H136V183H135ZM135 184H134V185H135ZM101 185H102V183H101ZM109 185H112V186L116 187L117 189H121V191L119 190L120 192H119V191L117 192L118 195H117V193H116L117 197H118V196H119L120 198L123 197V198H121V200H120L119 198L117 199V197H116L115 194H114L115 198H113V197L111 196V195H112L111 192H112V189H113L114 187H110ZM128 185H129V184H127V187H128ZM130 185H131V184H130ZM130 185H129V187H130ZM136 185L139 186L138 184H136ZM105 186H109L110 189H111V188H112V189L110 190V189L107 187L108 190H106V187H105ZM251 186H252V185H251ZM251 186H250V187H251ZM124 188H126V187H124ZM131 188H132V186H131ZM137 188H138V187H137ZM98 189H97V190H98ZM114 189H115V188H114ZM132 189H133V188H132ZM42 190H43V188H42ZM101 190H100V191H101ZM104 190H105L106 192H105ZM109 190H110V191H109ZM126 190H127V189H126ZM129 190H130V189H129ZM114 191H115V190H114ZM116 191H117V190H116ZM124 191H123V192H124ZM127 191H128V190H127ZM138 191H139V190H138ZM246 191H247L246 189H243V196H245L244 194H246V193H245ZM249 191H250V189H249ZM93 192H94V191H93ZM95 192H96V190H95ZM150 192H151V191H150ZM153 192H155V194H156L157 196H156L155 194H153ZM153 192H152V194L150 195V196H151L150 198H152L153 196L158 197V199L161 198L162 196L159 197V196H158V192H160L159 195H162L161 193H163V197L166 196V194H164L163 191H156V190H153ZM156 192H157V193H156ZM97 193H100L99 190H98ZM114 193H115V192H114ZM138 193H139V192H138ZM140 193H141V194H140ZM140 193H139L140 195H143V192H140ZM252 193H253V192H252ZM51 194H52V195H55L54 193H51ZM105 194H107V196H106ZM133 194H134V193H133ZM250 194H251V193H250ZM90 195H91V194H90ZM100 195H101V194H100ZM140 195L138 196L139 198L141 197ZM127 196H128L129 198H128ZM130 196H131V195H130ZM131 197H132V196H131ZM136 197H135V198H136ZM142 197H143V196H142ZM142 197H141V198H142ZM156 197H153L151 200L155 199L154 201H157ZM132 198H134V197H132ZM165 198H166V197H164L163 200H164ZM240 198H241V197L236 198V199L234 200V203H233V208H236V210H235L236 212H234V213H230V212H231V211H230V212L227 214L226 218L224 219V221H223L224 223L227 222L228 220H229V221L232 220L234 217H236L237 219H240L242 216H244V213H246V211H247L246 208H248V205H250V204H248V200H253V196L250 197L248 200H245V199H244L245 197L242 198V199H244V200H240ZM251 198H252V199H251ZM87 199H88V198H87ZM94 199H95L96 201H94ZM99 199L102 200V201L104 200V201L102 202V201H100ZM246 199H247V198H246ZM55 200H56V199H55ZM113 200H114V203H113ZM115 200H117V202H115ZM119 200H120V201H119ZM135 200H137V201H134V199H132V201H134V203H135V202L138 203L139 199L137 198V199H135ZM159 200H160V199H159ZM159 200H158V202H160ZM239 200H240V202H239ZM88 201H89V200H88ZM88 201H86V202H87L86 205L89 204ZM92 201H93V202H92ZM105 201H106V203H104ZM108 201H111V202L108 203ZM140 201H141V200H140ZM253 201H254V200H253ZM253 201H249V203H250V202H253ZM43 202H44V201L40 200V204H41V205L43 204ZM45 202H47V200H46ZM54 202H55V201H54ZM165 202H166V201H164V202L161 201V203H158L157 205H160V204L163 205V203H164V206H163V207H165ZM18 203H19V202H18ZM20 203H24V202H21V201H20ZM30 203H31V202H30ZM121 203H122V202H120V205H121ZM134 203H133V204H134ZM137 203H135V207H134V206H132V207L137 208V206H138ZM154 203H155V202H153L152 205H154ZM176 203L178 204V202H176ZM176 203H175V205H177ZM28 204H29V203H28ZM28 204H24V205L19 204V205H22V207H21V208H22V211H26V210L28 211V210L31 209L30 204H29V205H28ZM123 204H122V205H123ZM129 204H132V203H131V202H130V203L128 202V205L126 204V205L123 206V207L125 208V211L122 210V209H124L123 207H121L122 209L120 208L121 211H123L124 213L120 212V210L118 209L119 207H117V209H116V207H115V208L113 207V209H115V210H119V211H116V214H117L118 212H119V213L117 214L118 216H117L115 213H114L115 215L110 214V216H111V219H110V220H113V218H114V220H115L116 222L119 221V223H120V220H121V223H122V221H123L122 224L124 225V227H127V225H128L129 228H130V226L133 227V226H134L133 223H132L133 221L131 222V220H135V219H136L137 222H138V218H135V215H136L135 213L138 214V210H139V208H138V210H137V212H136V210H135L134 208H132L131 205H129ZM141 204H142V201H141ZM247 204H248V205H247ZM19 205H18V206H19ZM36 205L39 206V204H36ZM89 205H90V204H89ZM92 205H93V204H91V206H92ZM116 205H117V204H116ZM118 205H119V204H118ZM120 205H119V206H120ZM139 205H140V204H139ZM142 205H143V204H142ZM161 205H160V208L163 210V212H162L161 209H160V210L158 209L159 206H158V207H155V206H156V205H155L153 210H155L156 213H154L155 211L153 212V213H154V214H153L154 216L152 215L153 217L150 216V215L152 214V211H153V210H150L151 212H148L150 215L147 214V217L144 215L145 212H144V213L141 212V213H143V215H144V218H143V219H144V223H142V225H141V228L144 227V230H143V228H142V230H143V234H144V231H146L144 235H147V234L150 233L151 230L149 229V226H151V224H152V225L155 224L154 226H156V224H157V225H158V227L156 226V227H157V230H159V232L161 231L162 233L165 232L164 224L161 225V223L164 222V221H163V219H164V217H163V216H164V215H163V214H164V208L161 207ZM26 206H27V207L29 206L30 209H27ZM38 206H37V207H38ZM140 206H141V205H140ZM25 207H26V210H23V208H25ZM29 207H28V208H29ZM89 207H90V206H88L87 208H89ZM97 207H98V206H97ZM97 207H96V208H97ZM127 207H128V209H129L130 211L127 209ZM129 207H131V208H129ZM138 207H139V206H138ZM141 207H142V209H143V206H141ZM11 208H13V209L15 210V209H17L18 207L16 208V206H13V207H10V209H11ZM19 208H20V206H19ZM19 208H18V210H19ZM34 208H35V207H34ZM111 208H112V207H110V209H111ZM156 208H157L159 211H158ZM90 209L92 210L93 208L90 207ZM90 209H86V212H88ZM103 209H104V208H103ZM126 209L128 210V212H131V214L133 213V212H132V210H133L135 215H133V217H131V216H128V215H129V213H128L127 215L124 216V214L127 213V210H126ZM238 209H239V211H238ZM32 210H34V209H31V210H30L31 213H32V212L34 213L35 210H34V211H32ZM36 210H37V208H36ZM41 210H42V209H41ZM87 210H88V211H87ZM91 210H90L89 213H91ZM104 210H105V209H104ZM104 210H103V211H104ZM140 210H141V209H140ZM140 210H139V214L141 215ZM20 211H21V210H20ZM22 211H21V212H22ZM141 211H143V210H141ZM157 211H158V213L161 211V213L158 214ZM110 212L112 213L113 210H111ZM237 212H238V213H237ZM19 213H20V212H19ZM19 213H18V212H13V211H12L11 213H7V214H6V217H8V215L10 216V214H11L10 217H8V218H6V219H4V218H3V219H0V241H1L3 244H4V243L6 244V245H5L6 254L8 255L7 257H9V259L11 258V260H12L11 262H13V263H15V264H16V263H17V264H36L37 261H35V260H36L35 242H36L37 239H38V232H37V229L35 228V227H36V226H35V223H34L35 220L31 218V215H30L29 212H24L22 215L19 214ZM89 213H88L87 216H90ZM120 213H121V214H120ZM39 214H40V213H39ZM86 214H87V213H86ZM139 214H138L137 216H139ZM145 214H146V213H145ZM155 214H156V215H155ZM157 214L159 215L158 218H157V216H158ZM33 215H35V214H33ZM119 215H120V217H121L120 220H119V218H120ZM121 215H122V216H121ZM143 215H142V216H143ZM148 215H149V217H148ZM160 215H162V216H160ZM84 216H85V215H84ZM110 216H109V217H110ZM113 216H114V217H113ZM116 216L119 217V218L117 219ZM127 216H128V218H126ZM137 216H136V217H137ZM115 217H116V218H115ZM130 217H131V220H130ZM33 218H34V217H33ZM88 218H90V217H88ZM122 218H125V219L122 220ZM133 218H135V219H133ZM151 218H153V219H151ZM160 218H161L162 220H161ZM85 219H86V218H85ZM127 219H128V222H127ZM140 219H142V217H140ZM154 219H155V221H157L156 223H153V222H154V221H153ZM158 219H159V222H158ZM114 220H113V221H114ZM117 220H118V221H117ZM125 220H126V221H125ZM129 220H130V221H129ZM160 220H161V221H160ZM46 221H47V220H46ZM124 221H125V222H124ZM150 221H151V222H150ZM116 222H115V223H116ZM134 222H135V221H134ZM137 222H136V223H137ZM141 222H142V221H141ZM149 222H150V225H149ZM223 222H222V225H223ZM119 223H117V224H118L117 228H116L115 225H114V227L112 226L114 229L111 227V228L113 229L112 231H116V233L119 232L120 234L118 233V235H120V236H121L122 233L124 234V236H125V234H126V236H127V235H128V234H127V233H128L127 231H131V230H132V227H131V230H130L128 227H127V228L121 227L122 224L120 223V225H121V226H120ZM159 223H160V224H159ZM46 224H47V222H45V226H46ZM137 224H138V223H137ZM111 225H112V223L110 224V226H111ZM125 225H126V226H125ZM139 225H140V223H139ZM159 225H160V227H159ZM45 226L42 227V231L45 229ZM119 226H120L122 229H121ZM119 228H120V229H119ZM123 228H124V229H123ZM79 229H80V228H79ZM115 229H116V230H115ZM118 229H119L120 231H122V232L118 231ZM125 229H127V230H125ZM133 229H135V228L133 227ZM148 229H149V230H148ZM142 230H140V231H142ZM147 230L149 231V233H148ZM77 231H78V229H77ZM109 231H110V233L112 232L110 229H109ZM134 231H135V230L131 231V235H134ZM155 231H156V230H155ZM155 231H154V232H155ZM219 231H220L219 228H216V227H214V228H210L209 231L206 232L207 235H203L202 239H203V240L205 239V240H204L205 243H206V242H209V241H211V238H212V237H215V236L219 233ZM124 232H125V233H124ZM132 232H133V234H132ZM156 232H158V231H156ZM156 232H155V234H154V233H150L149 235L152 236V235L154 234V235H155V236L153 235L154 237L159 238L158 235H156V234H160L161 232H160V233H159V232L156 233ZM112 233H114V232H112ZM116 233H114V234H112V235L114 236ZM123 234H122V235H123ZM116 235H117V234H116ZM116 235H115V236H116ZM131 235H130V236L128 235L129 238L127 237V239H131V238H132ZM144 235H142V236H144ZM149 235H147V236L149 237ZM126 236H125V237H126ZM153 236H152V237H153ZM159 236H160V235H159ZM86 237H87V236H86ZM105 237L108 239L107 236H105ZM105 237H103V239H102V240H103V243L106 242V245H107V246L110 245V247H109V246L107 247L108 249H111V248L113 247L111 250H108V254L111 253V254L114 256V258H116V259H115L116 261H119V260L121 261V259H125V258H127V257H128V258H129V257H132V255H133V257H135V254H136L137 252H139V250H140V249L138 250V248H139V247H138L139 244L137 243V241L135 240V238H133L132 241H134V242L136 241L135 244L133 243V245L135 246V248L137 247L136 251H134L135 248H133V247H131V245H129L130 243H129V244H125L124 242H126V241H123V239H120V240L117 239V242H114L115 240L113 241V240H110V239H109L110 241H112V243H111V242L108 241ZM116 237H117V236H116ZM121 237H122V236H121ZM123 238H124V237H123ZM149 238H150V237H149ZM157 238H156V239H157ZM225 238H226V237L222 238V240H224ZM104 239H105L106 241H105ZM150 239H152V238H150ZM5 240H7V242H5ZM3 241H4V242H3ZM107 241H108L109 244L107 243ZM138 241H139V240H138ZM158 241H159V240H158ZM113 242L115 243V246H113V245H114ZM128 242H131V241L128 240ZM140 242H141V241H140ZM143 242L145 243V241H143ZM143 242H142V245L144 244ZM152 242H153V241H152ZM116 243H117V244H116ZM131 243H132V242H131ZM203 243H204V242H203ZM112 244H113V245H112ZM136 244H137L138 246H137ZM111 245H112V246H111ZM144 245H145V244H144ZM147 245H148V244H147V242H146V246H147ZM148 246H149V245H148ZM142 247H143V246H142ZM0 248H1V247H0ZM145 248H148V247H145ZM141 249H142V248H141ZM1 250H2V249H1ZM137 250H138V251H137ZM143 250H146V249H143ZM111 251H112V252H111ZM133 252H134V253H133ZM2 253H3V251H2ZM132 253H133V254H132ZM139 253H140V252H139ZM141 253H144V252H141ZM136 255H137V257L139 256L138 254H136ZM42 256H43V254H42ZM110 256H111V255H110ZM140 256H141V255H140ZM140 256H139V257H140ZM111 257H112V256H111ZM124 257H125V258H124ZM41 258H42V259L40 260V264H52V263L50 262L51 257H50V250H49V248H48V250H47V257H46L45 254H44V256L41 257ZM46 258H47V259H46ZM128 258L126 259V262H128V263H126V264H129V263H131V262H135V263L137 262V263H138V261H139V259H138V261H135V260H137V259H135L136 257H135V258H130V261H128ZM5 259H6V258H5ZM110 259H111V258H110ZM131 259L134 260V261H132ZM6 260H7V259H6ZM115 260L113 261V259H112L113 263L115 262ZM7 261H10V260H7ZM120 261H119V263H120ZM121 262H123L122 264H125L124 261H121ZM37 263H38V262H37ZM95 263H96V262H95ZM95 263H94V264H95ZM135 263H134V264H135ZM88 264H91V263L89 262ZM97 264H98V263H97ZM108 264H110V263H108ZM114 264H115V263H114ZM116 264H117V262H116ZM186 264H193V263H186Z\"/></svg>","mask_w":264,"mask_h":264},{"label":"built area","instance_id":"built-area-1","mask_svg":"<svg viewBox=\"0 0 264 264\" xmlns=\"http://www.w3.org/2000/svg\"><path fill=\"white\" fill-rule=\"evenodd\" d=\"M46 37L47 38H45V35L43 36V39H42L43 40V43L44 44H49L50 41H51L50 36L46 35ZM54 201H55L54 195L50 194L49 198L47 199V202H45V203L43 202V204H42V210H41V213H42V217H41V228L43 226H45V222H46L45 221V215L50 212L51 207H52ZM0 264H15V263H13L11 261H7L5 259L4 254L2 253L1 248H0ZM262 264H264V263H262Z\"/></svg>","mask_w":264,"mask_h":264}]
</instances>
